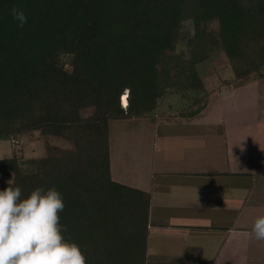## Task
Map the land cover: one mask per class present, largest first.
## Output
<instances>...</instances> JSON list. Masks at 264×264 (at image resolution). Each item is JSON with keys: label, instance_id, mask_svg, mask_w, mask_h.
<instances>
[{"label": "trees", "instance_id": "trees-1", "mask_svg": "<svg viewBox=\"0 0 264 264\" xmlns=\"http://www.w3.org/2000/svg\"><path fill=\"white\" fill-rule=\"evenodd\" d=\"M14 7L27 17L23 27ZM186 21L194 30L188 59L177 52ZM214 50L239 85L264 80V0H0V141L40 132L74 152L24 173L17 141L0 176H12L21 199L41 186L63 194L60 223L86 264L145 263L148 197L111 180L108 122L153 115L165 96L192 107L203 90L196 66ZM85 109L92 116L82 117ZM99 229L108 233L97 237Z\"/></svg>", "mask_w": 264, "mask_h": 264}, {"label": "crops", "instance_id": "crops-1", "mask_svg": "<svg viewBox=\"0 0 264 264\" xmlns=\"http://www.w3.org/2000/svg\"><path fill=\"white\" fill-rule=\"evenodd\" d=\"M233 81L215 91L231 94L259 84ZM213 91L196 96V119L168 105L161 115L108 122L111 180L148 197L145 263L264 264V241L251 235L264 214V131L257 129L264 127V89H256L255 118L242 107L229 121L202 115ZM118 122L126 126L120 143L110 132ZM35 143L27 141L24 151L30 154ZM8 177L0 176V186ZM112 227L109 233L99 229L97 237L116 233Z\"/></svg>", "mask_w": 264, "mask_h": 264}, {"label": "clouds", "instance_id": "clouds-1", "mask_svg": "<svg viewBox=\"0 0 264 264\" xmlns=\"http://www.w3.org/2000/svg\"><path fill=\"white\" fill-rule=\"evenodd\" d=\"M20 26L27 17L13 8ZM0 190V264H86L81 246L67 238V227L60 223L65 209L64 197L55 187H37L21 199L22 188ZM256 240L264 241V214L258 215L251 228Z\"/></svg>", "mask_w": 264, "mask_h": 264}, {"label": "rangeland", "instance_id": "rangeland-1", "mask_svg": "<svg viewBox=\"0 0 264 264\" xmlns=\"http://www.w3.org/2000/svg\"><path fill=\"white\" fill-rule=\"evenodd\" d=\"M216 29L217 25L215 22L207 27V31H215ZM193 34L194 30L191 23L189 21L184 22L182 28L180 29V32L178 33L177 52L181 53L185 59H188L189 57L187 39L193 36ZM61 63L66 71L69 72L71 70V67L69 65V58L67 56H63L61 58ZM196 69L199 72L200 77H202L201 79H203L202 84L205 93H207V91L210 92V90L212 89L214 90L210 94L207 106L202 113V115L205 116L206 119L209 118L217 121H229L230 119L236 118L239 115V111L242 110V107L245 110V114L248 115V113L250 112L249 115L252 118L256 117L259 111V105L257 104V100L254 98L256 96V89L258 87L260 89H264L263 80L258 81L259 84L252 86L249 85L248 88L239 90L236 89L232 91L231 94L224 93V91H222L221 93L216 92L215 90L218 87H222V85H224L228 81H233L230 63L220 50L212 51L207 62L196 66ZM228 85L231 86L230 83H228ZM204 91L198 94L203 95ZM124 99L127 100V91L124 92L123 100ZM170 104L172 106L174 105V107L176 108L181 109L182 111L184 110L183 114L180 115V117H194V119L198 118V116H196V114L199 112L198 109L196 107H190L191 105L186 100L182 101L176 99V96H165L164 98H162L159 101V106L154 113L161 115L164 112H168V105ZM231 105H234L233 110H231ZM93 112V110L85 109L81 111V115L82 117H90L92 116ZM244 126L247 127L248 125ZM125 127L126 126L124 124H120V122H118V124L113 123L110 127L112 138L117 137L119 139L118 143H120L124 139V135L121 133H124ZM191 129V127H185L183 130L187 131ZM257 129L259 131H264V127H257ZM127 132L128 130L126 131V133ZM14 139L20 142L19 145L16 146V152L18 154V162L24 173H29L30 171H32L31 166L34 165V163L39 159L51 156L60 157L74 154L70 142L55 136L42 135L40 132L20 134L19 137ZM32 140L34 142L37 141V143L28 148V150L31 152L29 154L24 151V147L26 146L27 141ZM12 147L13 146L10 141H0V153L2 154L0 158L10 156ZM4 179L7 180V178ZM9 180L11 179L8 177L7 181Z\"/></svg>", "mask_w": 264, "mask_h": 264}, {"label": "built area", "instance_id": "built-area-1", "mask_svg": "<svg viewBox=\"0 0 264 264\" xmlns=\"http://www.w3.org/2000/svg\"><path fill=\"white\" fill-rule=\"evenodd\" d=\"M11 144L15 145V144H18V142L14 141V140H11Z\"/></svg>", "mask_w": 264, "mask_h": 264}]
</instances>
